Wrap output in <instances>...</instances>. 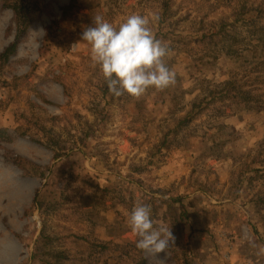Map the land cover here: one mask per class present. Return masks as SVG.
<instances>
[{"label": "rangeland", "instance_id": "374dc122", "mask_svg": "<svg viewBox=\"0 0 264 264\" xmlns=\"http://www.w3.org/2000/svg\"><path fill=\"white\" fill-rule=\"evenodd\" d=\"M130 14L175 73L138 100L81 39ZM137 204L165 264H264V0H0V264H155Z\"/></svg>", "mask_w": 264, "mask_h": 264}, {"label": "clouds", "instance_id": "9594fccd", "mask_svg": "<svg viewBox=\"0 0 264 264\" xmlns=\"http://www.w3.org/2000/svg\"><path fill=\"white\" fill-rule=\"evenodd\" d=\"M92 25L83 31L81 39L91 46V62L99 66L112 95L138 100L150 89L160 92L175 84V73L165 61L170 49L166 42L156 38L149 18L130 14L114 27L97 15ZM128 223L137 237L136 247L154 257L155 264H165L167 250L175 243L171 227L157 226L150 206L144 204L132 209ZM160 253L165 256L159 257Z\"/></svg>", "mask_w": 264, "mask_h": 264}]
</instances>
